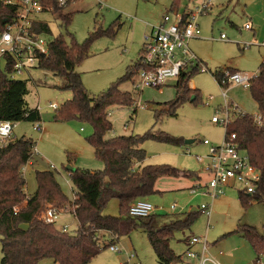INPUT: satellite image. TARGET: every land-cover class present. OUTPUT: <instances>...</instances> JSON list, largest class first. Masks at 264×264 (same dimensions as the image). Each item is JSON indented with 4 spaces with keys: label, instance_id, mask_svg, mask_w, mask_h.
Wrapping results in <instances>:
<instances>
[{
    "label": "rangeland",
    "instance_id": "obj_1",
    "mask_svg": "<svg viewBox=\"0 0 264 264\" xmlns=\"http://www.w3.org/2000/svg\"><path fill=\"white\" fill-rule=\"evenodd\" d=\"M102 2L103 4H99L97 0H77L63 9V12H72V20L67 30L79 42H83L96 29H107L111 26L115 30L114 33L97 36L90 44L89 55L75 67L91 95L107 89L112 82L126 73L129 65L137 59L144 36L149 32L147 24L156 23L165 11H169L172 4V0H102ZM186 3L187 0H180L177 5L182 7ZM248 3L254 8L257 6V0H212L207 11L198 17L202 39H193L188 45L192 50L193 46L197 48L206 70L194 73L189 80V86L198 89L199 95L195 102L187 99L178 106L176 115H169L164 110L166 109L164 103L175 98L176 82L173 79L162 86L164 88L162 92L145 88L143 91L138 90L132 80L123 81L120 89L132 93L135 101L129 106L109 107L108 117L112 123V130L106 137L143 135L148 131L167 133L179 141L146 139L142 144L146 150L144 164H168L187 172L200 170L209 148L203 140L207 139L211 145H220L225 137V128L211 121L216 109H220L224 102L221 87L212 72L215 69L223 70L229 67L251 76L264 60V46L260 43L263 39L254 37L253 30L244 26L247 22L252 27L250 20L242 11V7ZM194 4L191 3L190 6ZM38 18L45 20L49 26L50 31L42 33L43 39L47 42L58 34L66 35V29L60 25V20L55 14L41 12ZM260 18L264 21L263 15ZM221 33L225 35L224 39L220 38ZM12 75L14 78L27 80L26 102L29 107L38 108L41 115L40 129L33 128L34 122L19 121L15 123L11 135V139L30 137L35 143L33 164H27L25 169V192L27 193V188H35L36 170H51L66 197L71 201L74 191L67 168L82 167L92 170L103 168V163L94 157L92 147L85 140L92 132V128L85 121L64 122L53 119L56 111L50 109L49 104L56 103L59 109L72 94L70 90L58 88L57 78L50 73L32 66ZM231 91L242 96L244 105L231 96ZM227 100L237 104L245 113L258 114V109L254 106L256 103L248 88L228 86ZM137 101L139 106L133 111ZM219 114L222 115V111ZM126 121L130 123L128 129L123 130L122 126ZM186 140L192 142L185 143ZM229 190L238 193V186L225 187L223 195L215 198L214 210L208 221L206 215L198 213L189 228L175 232L169 243L176 254L182 255V260L176 264H196L192 258L186 256L185 251V243L188 244L193 236H204L208 242L207 247H212L220 239L216 233L225 232L224 230L235 226V220L242 215V209L236 197L229 200L228 205L221 201ZM187 191L166 189L148 196L147 200L161 207L157 212L159 214L181 213L179 205L173 211L169 207L174 202L182 203L185 200L184 193ZM204 199L195 198L192 206L197 207ZM189 210L190 207L183 212ZM103 214L118 216V201L115 198L107 202ZM243 217L242 220L247 218L262 231L264 204L251 208ZM63 222L68 225V231L77 228L75 217L69 213L60 215L55 225L59 226ZM120 242H123V247L119 248V252L111 251L107 247L88 264H159L147 236L141 230H134L129 236L121 237ZM115 245L119 247L117 243ZM1 256L0 243V262ZM262 260L264 261V257ZM52 262L46 258L38 264Z\"/></svg>",
    "mask_w": 264,
    "mask_h": 264
},
{
    "label": "trees",
    "instance_id": "obj_2",
    "mask_svg": "<svg viewBox=\"0 0 264 264\" xmlns=\"http://www.w3.org/2000/svg\"><path fill=\"white\" fill-rule=\"evenodd\" d=\"M178 3L180 0H172ZM51 11L66 29V35L58 34L47 42L46 53H36L35 67L50 73L58 80L62 90H70L71 98L55 109V121L80 120L87 122L92 132L86 142L92 147L94 157L103 163L102 169L69 167L70 182L74 198L70 201L51 170H36L35 190L25 192V178L22 166L33 155L35 143L32 138L21 136L9 139L0 148V264H38L51 259L56 264H88L101 250L117 243L121 237L141 230L147 236L160 264H176L182 255L176 254L170 246L175 232L189 228L199 211L181 213H153L147 216L129 214V206L140 198L159 191L155 182L160 177H194V172L179 170L168 164H140L146 158L142 144L146 139L164 142L179 140L164 132L148 131L143 135H115L106 137L112 130L108 109L113 105L129 106L134 103L133 94L120 89L123 81L132 80L140 67L138 60L129 65L126 73L112 82L99 94L91 95L82 82L76 65L89 55L92 41L99 35L114 33L107 29H96L83 42L77 41L67 30L72 12H63L65 5L58 7L56 0ZM15 5L0 2V29L16 17ZM36 33L49 32L43 19L32 22ZM0 65V119L13 122H40L38 108L29 107L25 96L28 93L27 80L14 78V59L10 54L3 56ZM235 71L232 68H227ZM222 70L212 75L218 82ZM195 70L182 71L174 85L175 98L164 103L169 115H176V109L185 100L198 98V89L190 88L188 82ZM248 90L255 101L258 113L264 119V61L250 80ZM136 108L134 107L133 111ZM235 133V142L245 151L249 162L260 171L255 190L239 194L241 205L249 206L250 200L264 202V124L256 125L234 117L225 133ZM139 164V165H138ZM118 201V216L103 214L107 202ZM47 206L72 208L77 221L73 231H63L55 224L44 223L39 213ZM234 232L239 233L252 246L255 264L264 257V233L249 224L240 223Z\"/></svg>",
    "mask_w": 264,
    "mask_h": 264
},
{
    "label": "built area",
    "instance_id": "obj_3",
    "mask_svg": "<svg viewBox=\"0 0 264 264\" xmlns=\"http://www.w3.org/2000/svg\"><path fill=\"white\" fill-rule=\"evenodd\" d=\"M47 0H0L8 5H15L17 8L16 17L0 29V64L3 56L10 54L14 59V72H19L35 66L36 53L47 52V41L42 34L36 33L32 28L33 20L38 18L41 12H50L54 9L53 3ZM76 0H56L58 7L67 2ZM103 4L102 0H97ZM195 3L194 6H190ZM212 0H187V3L179 7L175 5L165 12L158 24L152 26L150 35L144 38V44L138 59L140 67L134 74L133 85L136 89L144 88L160 89L168 80H176L180 73L194 65L198 71H205L196 55L189 48V40L200 35L198 17L204 14ZM249 25L246 24L245 28ZM225 38L224 34L220 35ZM264 45V40L262 42ZM253 75L239 71L223 69L218 79L223 97V105L216 109L211 121L225 128L231 124L234 117H239L243 121H250L256 125H263L264 119L258 113L256 115L245 113L237 104L228 102L227 88L230 85L248 88ZM139 106V101L135 102V108ZM50 109L55 110L56 103L49 104ZM222 111V115L219 113ZM108 115L110 113L108 112ZM130 121L123 124V130H127ZM15 122L0 119V148L11 139ZM33 128L40 129L39 122H34ZM203 143L208 145V153L205 155L204 170L209 175L204 190L198 187L192 188L191 193H201L208 196L212 201L223 195L224 188L238 184L245 193L255 190L256 183L260 179V171L253 166L245 151L238 147L235 142V133H225L224 140L220 145H211L207 139ZM35 155L29 158L22 166L24 176L25 166L32 162ZM200 160V157L198 158ZM176 204L170 206L171 211L175 210ZM160 208L152 203L140 198L129 206V214L133 216H147L156 213ZM209 219L212 212V202L202 203L198 208ZM69 213L74 216L73 207L57 208L47 206L39 213V218L44 223L55 224L60 215ZM63 231H68V225L63 223L60 227ZM189 245H200L199 250L188 249L186 256L194 259L196 264H222L207 252V241L205 237L193 236L188 241ZM116 244V243H115ZM110 245L111 251L118 252L120 249L115 245ZM132 256V254L130 255Z\"/></svg>",
    "mask_w": 264,
    "mask_h": 264
},
{
    "label": "crops",
    "instance_id": "obj_4",
    "mask_svg": "<svg viewBox=\"0 0 264 264\" xmlns=\"http://www.w3.org/2000/svg\"><path fill=\"white\" fill-rule=\"evenodd\" d=\"M71 4H69V5H71ZM175 5H177V3H173V1H172V4H171L170 8L173 7V6H175ZM255 7L256 8H254L251 3L245 4L242 7L243 14L246 16L247 19L250 20L252 27H254L255 29H253L250 26V24H248L247 22L245 23V25L248 24L249 27L247 29H252L253 30L254 37H256L259 40L260 39H263L264 40V21H262L261 18H260L261 15L264 16V1L263 0H257V6H255ZM165 12H167V11H165ZM162 15H161V17H162ZM161 17H160V19L156 23L147 24L148 27H149V32L147 33V35L144 36V38L146 36L150 35L152 26L155 25V24H158L160 22V20H161ZM221 34H223V33H221ZM201 36H202V34H201V29H200V35L198 37H195V38L190 39L189 40V44H190V41L193 40V39L194 40L202 39ZM221 39H224V38H221ZM263 40H260L261 41L260 42L261 45H263L262 44ZM143 44H144V40H143V42H142V44H141V46H140V48L138 50V57L134 61V63L139 59V56H140V53H141ZM190 50L196 55V57L199 59V61L202 63V65H204L203 60L199 56L200 53L197 50V48L195 46H193V50H192V48ZM262 61H264V60H262ZM134 63H132V64H134ZM189 70H195V73L198 72V70L195 68L194 65H190L189 67H187L186 69H184V71H189ZM215 70H220V69H215ZM174 81L176 82L177 79L174 80ZM133 82L134 81L132 79V83ZM188 85H189V82H188ZM163 87H161L160 89H156V90H158L159 92H162L164 90ZM190 88H194V87H190ZM145 89H154V88H145ZM142 91H143V89H142ZM227 92H228V88H227ZM231 93H232L231 96L233 98H235L239 103H242L244 105L245 102H244L242 96H240L237 93H233L232 91H231ZM254 106L257 107V105H254ZM144 161H142L140 164H144ZM205 163H206V161H205ZM205 163H204V165H205ZM30 164L32 165L33 164V161ZM204 165H203V167H201L200 170H197L196 172H194V174H196V176H197L196 178H194V177H186V176L185 177H183V176H181V177H169V176L160 177L155 182V189H157L159 191L158 193H161L163 191H166V189L168 191H171V190H188L187 193H184L185 200L182 203L179 204L177 202H174V204H176V207L177 208H178V205L180 206L179 212H183L188 207H190V210L189 211H194V209H196L197 211H199V213H202L198 208H199V205H201L203 201H207L205 203H211L212 202V211H213L214 210L213 202L216 199H214L212 201L211 199L209 200V197L208 196L206 197L205 195H202L201 193L193 194V193L190 192L192 188H195V187H198V186H199V189H201V190H204L206 188V182H207V180L209 178V175L204 170ZM26 168H27V165L25 166V169ZM24 175H25V170H24ZM235 185L238 186V190H237L238 193H236V191L234 192V190H229L228 193L221 199V201L225 202L228 205V201L229 200H232L233 197L234 198L236 197V199L239 202V205L241 206L242 215H240V216H238L236 218V220H235L236 222L234 224L235 226H233L232 228H229V230H224L225 232H218V233H216V235H218V237H220V239L215 242L214 246L207 247V252L210 255H212L214 258H216L222 264H255V253H254V250H253L252 246L239 233L234 232V230L237 228L238 224H240V223L249 224V225H252V226H254V227L257 228V226L255 224H253L252 222H250L249 220H247V218L245 220H242V218H244L243 216H245V214H247V212L249 210H251V208H253L255 206H258L259 204H262V203L264 204V202H260V201H257V200H254L253 199V200H250L249 206L247 208H244L241 205V202H240V199H239V194H240V191H241V189L239 188V185L238 184H234V185L226 186V187H229L230 188V187H234ZM35 188H36V182H35ZM35 188L34 187L33 188H29V189L27 188V194L32 193L35 190ZM61 190H62V188H61ZM64 194H65V192H64ZM187 194H189V196ZM236 194H237V196H236ZM184 195L182 194V197H184ZM175 197L177 198V196H175ZM182 197H180V198H182ZM197 197H204L205 199L202 200L201 204L197 205V207H194V206H192V202ZM73 198H74V192H73L72 199ZM142 199L148 201L147 200V197L142 198ZM154 206H156V205H154ZM156 207H158V208L161 209L160 206H156ZM158 211H156V213ZM167 213H173V212H167ZM207 221H208V218H207ZM63 223H65V222H63ZM61 225L62 224H60L57 227H60ZM77 226H78V224H77ZM259 232L264 233V229L262 231H259ZM199 237H204V236H199ZM229 238H232V239H229ZM117 244L119 246L118 248L122 249L123 242H120V240H119L117 242ZM185 246H186L185 251H187L189 248H192L194 250H199L200 249V245L199 244H196V245L191 246V245H189V243L188 244L185 243ZM50 264H56V263L52 262ZM258 264H264V261L261 260V262H259Z\"/></svg>",
    "mask_w": 264,
    "mask_h": 264
},
{
    "label": "water",
    "instance_id": "obj_5",
    "mask_svg": "<svg viewBox=\"0 0 264 264\" xmlns=\"http://www.w3.org/2000/svg\"><path fill=\"white\" fill-rule=\"evenodd\" d=\"M193 98H194V96H191V97H190V101H192ZM191 142H192V140H186V141H185V143H191Z\"/></svg>",
    "mask_w": 264,
    "mask_h": 264
}]
</instances>
